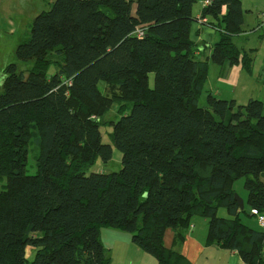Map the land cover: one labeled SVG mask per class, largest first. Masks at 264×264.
I'll list each match as a JSON object with an SVG mask.
<instances>
[{"label": "trees", "instance_id": "16d2710c", "mask_svg": "<svg viewBox=\"0 0 264 264\" xmlns=\"http://www.w3.org/2000/svg\"><path fill=\"white\" fill-rule=\"evenodd\" d=\"M197 2L54 0L36 16L16 49L32 70L10 63L0 72V264H111L103 227L132 234L159 264H190L165 247L164 234L183 236L193 216L209 220L208 244L262 264L264 229L241 217L264 214V101L242 105L208 91L200 103L211 63L252 70L234 39L243 2L203 8L219 32L204 60L196 52L209 44L192 39ZM105 83L131 104L113 124L122 167L111 173L91 170L113 158L101 133ZM242 178L248 213L233 186Z\"/></svg>", "mask_w": 264, "mask_h": 264}, {"label": "crops", "instance_id": "0c3cea01", "mask_svg": "<svg viewBox=\"0 0 264 264\" xmlns=\"http://www.w3.org/2000/svg\"><path fill=\"white\" fill-rule=\"evenodd\" d=\"M48 1L50 6L54 2V0ZM35 2L36 0H28L21 8V17L23 21H27V25H31L36 18ZM209 2L210 0H203L198 9L194 7L197 20L193 25L192 39L197 44L204 42L209 44L206 49L196 52L197 57L202 60L211 58L213 46L219 40V32L215 28L216 23L213 22V19L211 17L202 18V10ZM242 2L244 24L242 32L237 38L251 31L255 44L249 47L244 44L237 45L242 50L248 51L253 58L252 70L250 72L245 70L242 64L225 69L217 65L220 83L215 84L210 91L222 99L234 100L238 104L244 105L251 99L264 101V33L258 30L260 15L264 13V2L257 1L255 5L250 4L248 7L245 6L244 0ZM13 5V0H0L1 43H4L2 40L4 37L14 38L17 33L14 31L16 28L14 22L20 21V16L18 11H14ZM19 7L16 8L19 9ZM224 12H226V8H224ZM248 27H253V30H247ZM15 43V49H17L20 40H16ZM10 59L0 62V72L9 64ZM216 88H218V92H214ZM244 201L245 207L249 209L247 198ZM219 215L230 218L225 209H221ZM208 222L207 218L193 216L184 235L180 237L175 230L171 228L166 230L164 234L165 247L181 254L190 264H246L236 250H228L217 243H207ZM244 222L253 229L260 228L256 217L252 215H247ZM100 239L107 250L111 264H159L153 255L145 252L133 242L132 234L128 232L117 228L103 227ZM262 243L261 257L262 264H264V240Z\"/></svg>", "mask_w": 264, "mask_h": 264}, {"label": "rangeland", "instance_id": "374dc122", "mask_svg": "<svg viewBox=\"0 0 264 264\" xmlns=\"http://www.w3.org/2000/svg\"><path fill=\"white\" fill-rule=\"evenodd\" d=\"M17 1V2H16ZM203 0H198L197 4L195 5V8L198 9L201 6V2ZM245 6H250V4L255 5L257 1L264 2V0H244ZM28 0H13V6L14 11H18L20 16V21H15V32H17L14 36V38L11 37H4L2 40L4 43L0 44V62L5 61L6 59H10V63H17L19 66V70H24L25 73H30L32 70L33 62H21L16 57V40L24 41L28 38L29 32H30V25H27V21H23L21 14H22V6L26 4ZM20 7H19V6ZM16 7H19L17 9ZM50 9V2L48 0H36L35 2V10H36V16L41 13L42 11L49 10ZM260 25V23H259ZM258 25V27H259ZM255 28V27H254ZM257 28V25H256ZM247 30H253V27L246 28ZM258 30L261 33H264L260 28ZM251 31H248L245 35L241 36L240 38H237V36L234 38L235 42L242 46L243 44L246 47H249L250 45H254V37L251 36ZM245 47V48H246ZM14 48V49H12ZM55 58L56 56L52 54ZM50 72H54L52 68L50 69ZM219 72H218V66L215 64H211L209 67V73L208 78L204 83L203 91L200 95V103L203 104L206 100L207 92L213 88L215 84H219L220 81L218 79ZM150 86H154V74H151L150 76ZM102 93L104 96V102L101 106L102 109H104L105 114L103 118L101 119V133L103 137V142L107 144H111L113 146V158L111 161L104 163L102 160H98L95 166L91 169L93 172H105V173H111L114 171H119L122 167V152L115 147L113 144V124L118 120L120 117V112L123 110L130 109L131 104L129 102H121L120 99L117 98V92L116 87L113 86L112 83H105L101 86ZM214 92H218V88L214 89ZM37 147L34 142V140L31 141V144L29 146V155H28V161H27V172L34 174L37 171ZM6 185V179L3 177H0V192L4 190ZM234 189L236 193L243 199L248 197V191L246 189V180L244 178L238 179L234 183ZM246 213L249 212V209L246 207L245 209ZM247 217L246 214H242V220H245ZM257 220V219H256ZM245 245V244H244ZM34 253L31 255V260L34 258Z\"/></svg>", "mask_w": 264, "mask_h": 264}, {"label": "built area", "instance_id": "2783aa9c", "mask_svg": "<svg viewBox=\"0 0 264 264\" xmlns=\"http://www.w3.org/2000/svg\"><path fill=\"white\" fill-rule=\"evenodd\" d=\"M260 18V25L259 28L264 32V13H261ZM138 35L142 36L144 34V31L138 29L136 32ZM253 215H255L257 222L261 228L264 229V214L258 212L257 210H252Z\"/></svg>", "mask_w": 264, "mask_h": 264}, {"label": "water", "instance_id": "95a60500", "mask_svg": "<svg viewBox=\"0 0 264 264\" xmlns=\"http://www.w3.org/2000/svg\"><path fill=\"white\" fill-rule=\"evenodd\" d=\"M236 199L238 200L239 202V205H240V209L243 210L245 209V201L243 198H241L238 194L235 195Z\"/></svg>", "mask_w": 264, "mask_h": 264}]
</instances>
